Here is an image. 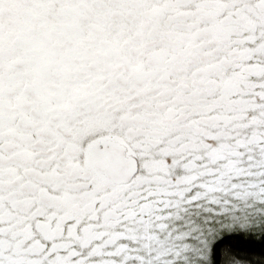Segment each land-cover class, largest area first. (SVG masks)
<instances>
[{
    "label": "snow or ice",
    "instance_id": "obj_1",
    "mask_svg": "<svg viewBox=\"0 0 264 264\" xmlns=\"http://www.w3.org/2000/svg\"><path fill=\"white\" fill-rule=\"evenodd\" d=\"M0 264H264V0H0Z\"/></svg>",
    "mask_w": 264,
    "mask_h": 264
}]
</instances>
